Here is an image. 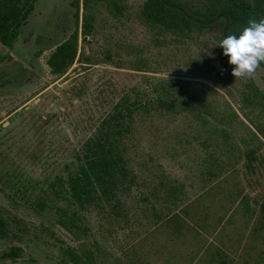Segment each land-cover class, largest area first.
I'll return each instance as SVG.
<instances>
[{"label":"rangeland","instance_id":"obj_1","mask_svg":"<svg viewBox=\"0 0 264 264\" xmlns=\"http://www.w3.org/2000/svg\"><path fill=\"white\" fill-rule=\"evenodd\" d=\"M143 2L120 0L112 10L105 3L95 4L87 11L84 0H37L13 45L0 42V218L4 222L0 264H78L66 248L82 252L85 242L92 250L84 259L86 264L192 262L177 238L164 241L158 236L163 230L145 233L157 228L155 215L142 200L143 179L149 180L154 170L167 175L169 184L177 188L172 215L188 207L189 215L177 217L189 219L211 243L225 226L220 238L233 247L234 264H264V227L256 229L264 202V136L255 128L264 131V67L259 64L247 78L235 79V66L217 45L218 29L194 30L189 35L163 31L141 19ZM87 12L93 23L84 42ZM73 35L78 36L75 60L65 74H53L51 54ZM109 52L113 58L107 61ZM168 78L197 88L212 102L216 118L232 117L230 140L237 147L244 145L243 139L249 140L248 127L258 134L255 173H244V160L237 163L238 188L249 208L256 209L255 221L248 226H243L241 208L235 213L236 224L230 211L224 212L217 200V178L206 184L204 151L178 148L172 154L168 150L176 145L175 133L189 131L187 120L192 117L187 115L172 117L169 123L136 117L124 144L137 176L132 186L124 183L117 190L114 201L120 212L110 225L101 207L73 204L66 180L77 168L85 141L97 133L109 102L126 93L145 100L155 93L158 82ZM221 152L214 147L212 154L223 157ZM234 186L229 184L225 194ZM69 209L83 219L88 239L78 241L63 226L71 215ZM221 213L224 219L219 227L215 220ZM164 226V231L174 234L172 226ZM193 241L188 242L194 245ZM13 248L16 259L7 256Z\"/></svg>","mask_w":264,"mask_h":264},{"label":"trees","instance_id":"obj_2","mask_svg":"<svg viewBox=\"0 0 264 264\" xmlns=\"http://www.w3.org/2000/svg\"><path fill=\"white\" fill-rule=\"evenodd\" d=\"M37 0H0V42L11 47L18 37L20 25L26 21L31 13L34 3ZM120 0H84V7L88 11L92 5L105 3L108 8H117ZM79 9V2H75ZM95 8V7H94ZM90 12V11H89ZM85 13L83 17V41L87 42V37L92 32L93 19ZM140 17L147 23L158 27L163 31L173 32L180 35H189L194 30L203 31L205 29H218L220 40L227 35H239L248 26L249 20H264V0H144ZM223 53V50H220ZM78 53V36L73 35L63 44L59 45L51 54L49 66L53 74H65L75 60ZM113 56L109 52L106 60H112ZM264 67V62L260 63ZM185 81L168 78L158 82L154 86V94L143 100L138 94L126 93L109 102L107 114L103 117L97 133L88 138L78 155V165L75 171L69 174L66 180L67 191L73 200V204L81 208L87 206L101 207L105 216L109 219L107 223H112L111 218L115 214L119 215L120 206L114 201L119 187L128 183L133 185L137 175L130 168L127 148L124 144L125 137L130 133L136 117L155 119L162 122L168 121L172 117L187 115L191 127L187 132L175 133L176 145H171L168 150L176 153L180 148L185 151L189 148H198L199 152L204 151L202 163L206 166L204 177L206 184L211 178H217L218 201L224 212H229L232 221L235 220V213H241L243 225L255 221L256 209H251L247 205L244 193L238 188L237 181L241 168L238 162L243 161L244 173H255V161L258 157V149L255 141L260 140L259 135L264 136L262 127L257 126V133L249 127L247 128L248 139L241 141L244 145L238 147L230 140V131L233 119L230 116L216 118V109L212 102L208 100L197 88H188ZM200 92H202L200 90ZM188 112V114H184ZM229 117V119H228ZM232 122V123H231ZM171 130L167 136L171 139ZM214 147L221 149L222 156L212 154ZM198 151V150H197ZM232 158H236L235 163ZM209 177V178H208ZM219 179V180H218ZM205 180V179H204ZM171 180L163 172L154 170L149 180L143 179V205L149 209V213L156 222V231H146L150 236L158 234L164 241L169 242L177 238L181 245H184L186 252L190 254L192 262L188 264H234L232 246H228L220 236L223 235V228L215 236V243H211L201 231L191 225L189 219L183 220L177 217L178 214L189 215L188 207L176 210L171 213V205L177 204V188L170 185ZM174 182V181H172ZM176 183V182H175ZM235 184L233 191L229 195L228 185ZM213 184H211L210 188ZM178 198V197H177ZM240 198V199H239ZM160 208V210H159ZM167 209V211H166ZM261 216L258 218L256 229L264 227V202L260 203ZM234 210V211H233ZM71 212L69 219L63 226L73 234L78 240H84L88 236V229L83 224V219L75 210ZM182 211V212H179ZM180 216V215H179ZM224 214L221 213L216 218V226H221ZM256 223V222H255ZM233 225V223L231 222ZM165 225V226H164ZM167 226H172L174 234L164 231ZM206 226V225H205ZM4 227V222L0 218V232ZM189 228V229H188ZM212 228H216L212 226ZM264 230V228H263ZM240 232V231H239ZM253 232L256 231L253 228ZM241 233V232H240ZM217 234V233H215ZM213 234V235H215ZM242 235V234H241ZM224 236V235H223ZM231 238V237H230ZM88 239V238H87ZM194 240L196 247L189 242ZM239 242L241 238H236ZM189 241V242H188ZM193 241V242H194ZM235 243L234 240H230ZM243 241V239H242ZM67 252L78 264H86L84 259L92 254L91 245L86 242L80 249L68 246ZM234 252V251H233ZM17 250L11 249L7 256H15ZM197 257L199 260H197Z\"/></svg>","mask_w":264,"mask_h":264},{"label":"clouds","instance_id":"obj_3","mask_svg":"<svg viewBox=\"0 0 264 264\" xmlns=\"http://www.w3.org/2000/svg\"><path fill=\"white\" fill-rule=\"evenodd\" d=\"M217 45L228 57V63L235 66V79L247 78L264 62V20H249L239 35H227Z\"/></svg>","mask_w":264,"mask_h":264},{"label":"flooded vegetation","instance_id":"obj_4","mask_svg":"<svg viewBox=\"0 0 264 264\" xmlns=\"http://www.w3.org/2000/svg\"><path fill=\"white\" fill-rule=\"evenodd\" d=\"M8 257H10V256H8ZM11 258L16 259L17 258V254L15 256H11Z\"/></svg>","mask_w":264,"mask_h":264}]
</instances>
